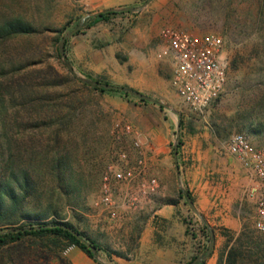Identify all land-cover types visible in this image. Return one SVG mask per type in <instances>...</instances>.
Returning a JSON list of instances; mask_svg holds the SVG:
<instances>
[{
	"label": "rangeland",
	"instance_id": "1",
	"mask_svg": "<svg viewBox=\"0 0 264 264\" xmlns=\"http://www.w3.org/2000/svg\"><path fill=\"white\" fill-rule=\"evenodd\" d=\"M144 1L131 0L116 7L139 8L137 11H119L101 23L83 24L79 32L66 38L61 55L60 40L89 12L82 0H0V20L21 16L39 29L66 26L60 35L44 30L0 43V65H7L14 58L19 62L36 61L27 69L31 71L33 89L38 94L46 93L49 102L60 109L42 116L50 124L41 125V118L34 111L27 112L17 94V121L10 117L13 108L0 119V175L11 163H29L34 179L44 188L52 187L56 179L45 167L53 155L60 153L73 170V178L83 183L77 193L79 205H68L63 197L58 201L61 214L83 239L101 247L95 251L97 260L90 257L96 264H116L112 261L114 256L129 260L135 254L151 214L150 205L141 206L138 195L142 192L140 180L151 179L153 164L149 156L156 135H163L169 163L176 170L173 144L178 140V151L188 134L205 131L213 153L210 176L222 187L228 185L222 158L229 137L243 132L253 145H264V0H150L140 8ZM139 20L141 25L134 31ZM163 26L182 28L197 36L218 33L224 39L226 83L220 95L200 111L185 104L171 85V57L159 53L161 41L166 44L160 35ZM231 37L236 39L231 41ZM236 56L237 67L232 68L231 61ZM94 80L125 89L100 91L88 82ZM132 90L153 100L143 101ZM27 107L32 111L31 105ZM67 111L72 113L70 119L66 118ZM35 119L39 122L34 126ZM123 152L125 160L120 157ZM44 153L47 159L42 157ZM109 165L121 169L136 167L141 172L131 181H117L108 170ZM105 177L111 206L101 201ZM179 183L187 203L185 192L190 191L180 178ZM131 192H136L134 197ZM247 199L245 221L238 231L231 230L234 234L243 226L255 228L257 194L248 193ZM187 206L190 214L184 220L190 248L183 251L177 264H185L194 256H204V264H218L226 240L223 227L211 224L202 213H196L188 203ZM159 230L156 238L165 242L163 230ZM212 239L213 247L206 255ZM74 246L61 250L71 264L66 253Z\"/></svg>",
	"mask_w": 264,
	"mask_h": 264
},
{
	"label": "trees",
	"instance_id": "2",
	"mask_svg": "<svg viewBox=\"0 0 264 264\" xmlns=\"http://www.w3.org/2000/svg\"><path fill=\"white\" fill-rule=\"evenodd\" d=\"M117 13L119 11L114 8L105 9L86 16L84 24L90 26ZM65 29V25L60 28L44 26L39 29L21 16L5 17L0 20V43L30 37L44 30H53L60 35ZM235 39L230 38L231 41ZM237 62L236 56L231 61V67H237ZM35 64L36 61L19 62L14 58L9 59L7 65H0V119L7 114L8 109L13 108L10 117L17 121V111L14 109L17 94L21 96V106L26 107L27 112L34 111L37 118H41V125L50 124V120L42 116L47 117L60 110L56 104L49 102L46 93L38 94L33 89L29 75L31 71L27 69ZM93 88L100 91L114 90ZM28 105H31L32 111L28 110ZM71 116L72 113L67 111L66 118L70 119ZM38 122V119H35L33 125ZM42 157L47 159L45 153ZM51 158L45 171L48 170L56 179L52 187L44 188L34 179L33 168L29 163L27 166H14V163H11L6 167L8 170L0 175V264H71L61 255V250L70 245L78 246L89 257L97 260L95 252H92L81 238L64 227L69 226L78 231L70 222L63 220L58 203L63 197L66 204L79 205L77 193L83 183L73 178V170L60 153L57 152ZM40 162H43V159ZM39 165L41 166V163ZM182 193L180 190V198H183ZM186 194L191 197L188 191ZM53 196L56 198L53 199ZM49 216L52 217L46 220ZM204 229H207L206 225ZM222 234L226 240L219 252L218 264H264V231L243 226L237 234L227 228H223ZM80 236L83 238L81 233ZM92 244L96 250L101 249L95 242ZM196 264H204V261Z\"/></svg>",
	"mask_w": 264,
	"mask_h": 264
},
{
	"label": "crops",
	"instance_id": "3",
	"mask_svg": "<svg viewBox=\"0 0 264 264\" xmlns=\"http://www.w3.org/2000/svg\"><path fill=\"white\" fill-rule=\"evenodd\" d=\"M129 1L131 0H82L89 11L84 17L116 8ZM101 21L104 20L97 23ZM138 23L139 26L132 28L134 31L139 29L141 21ZM161 46L159 53H163L166 44L161 41ZM162 136L156 135L149 156L153 164L149 176L157 180L156 187L153 191L141 189L142 192L138 195L141 206L145 203L150 205L151 214L145 222L134 256L129 260L114 256L112 261L116 264H177L183 251L190 248L191 238L184 220L190 214V209L184 197H179V178L190 191L197 210L211 224L232 231L241 228L245 221L244 207L248 201V193L252 194L251 190L259 185L257 179L227 149L222 160L228 185L222 187L219 181H214L210 176L213 172L210 162L212 145L205 131L203 134H188L186 141L178 149L180 175H177L173 165L169 163L167 147L164 146ZM135 193L131 192V197H134ZM159 229L163 230L165 242L156 238ZM66 254L72 264H96L78 246L71 247Z\"/></svg>",
	"mask_w": 264,
	"mask_h": 264
},
{
	"label": "built area",
	"instance_id": "4",
	"mask_svg": "<svg viewBox=\"0 0 264 264\" xmlns=\"http://www.w3.org/2000/svg\"><path fill=\"white\" fill-rule=\"evenodd\" d=\"M160 35L166 42L163 54L170 56L173 63V89L191 109H204L220 95L226 83L228 66L223 55V37L213 32L197 36L173 26L162 27ZM135 144L138 145L137 142ZM226 149L259 182L251 190L253 195L257 194L254 227L258 231H264V145L255 146L245 133L235 132L229 137ZM120 157L125 160L126 154L123 152ZM140 164L139 160L138 168ZM108 170L117 181H131L139 171L136 167L121 169L113 165H109ZM104 180L101 201L104 205L111 206L108 177ZM156 184V179L151 178L141 180L139 186L141 189L153 191Z\"/></svg>",
	"mask_w": 264,
	"mask_h": 264
},
{
	"label": "water",
	"instance_id": "5",
	"mask_svg": "<svg viewBox=\"0 0 264 264\" xmlns=\"http://www.w3.org/2000/svg\"><path fill=\"white\" fill-rule=\"evenodd\" d=\"M150 0H145L143 2V4L140 6V8H143L145 7L148 2ZM139 8H132V7H128V6H125V7H122V8H114V10L116 11H137ZM84 21H85V17L82 18V20L79 22V24L74 28L72 29L69 33H67L64 37H62V39L60 40L59 42V52L61 55H64V43H65V40L67 37L73 35L74 33H76L84 24ZM69 68H71V66L69 64H67ZM90 83L91 86L93 87H101V88H104V89H114V90H123L125 89L124 87H121V86H117V85H113V84H110V83H105V82H101V81H97V80H94V81H88ZM132 93L141 98V99H145V100H153L151 97L137 91V90H132ZM177 145H178V140L173 144V156H174V160H175V165H176V174L179 175V168H178V165H177ZM185 195H186V201L187 203L190 205V207L197 213L198 210L196 208V206L194 205V202L193 200L191 199V197L189 195L186 194L185 192ZM199 216L201 217V219L206 223L207 221L205 220V218L199 214ZM67 230H69L71 233H73L75 236L81 238V240L86 244V246L92 251V252H95L96 251V247L87 242L86 240H84L81 236H80V233L78 231H75L73 228L69 227V226H64ZM211 235H213V232H211ZM213 247V239L210 241L209 243V246H208V250H207V253L206 255H208L211 251ZM204 259V256H197L195 257L194 259H192L191 261H188L187 263L185 264H196L198 262H201L203 261Z\"/></svg>",
	"mask_w": 264,
	"mask_h": 264
}]
</instances>
